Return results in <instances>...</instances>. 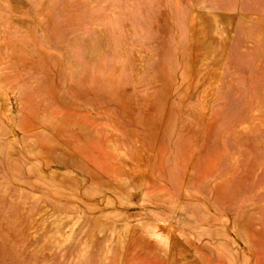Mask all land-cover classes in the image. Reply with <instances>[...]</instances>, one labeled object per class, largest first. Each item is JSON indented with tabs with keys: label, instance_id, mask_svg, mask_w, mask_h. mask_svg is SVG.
<instances>
[{
	"label": "rangeland",
	"instance_id": "374dc122",
	"mask_svg": "<svg viewBox=\"0 0 264 264\" xmlns=\"http://www.w3.org/2000/svg\"><path fill=\"white\" fill-rule=\"evenodd\" d=\"M0 264H264V0H0Z\"/></svg>",
	"mask_w": 264,
	"mask_h": 264
}]
</instances>
